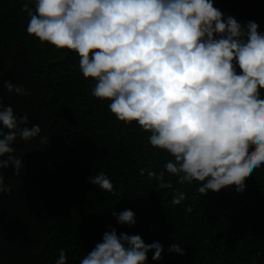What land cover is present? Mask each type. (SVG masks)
Instances as JSON below:
<instances>
[{
    "label": "clouds",
    "instance_id": "obj_1",
    "mask_svg": "<svg viewBox=\"0 0 264 264\" xmlns=\"http://www.w3.org/2000/svg\"><path fill=\"white\" fill-rule=\"evenodd\" d=\"M215 0H25V31L55 49L73 50L79 71L91 78V95L106 100L114 117L136 122L149 133L154 149L171 159L160 171L147 170L158 188L197 182L196 192L239 191L244 177L264 164V31L253 20L240 21L214 6ZM10 93L25 95L23 85L4 81ZM41 132L28 126L0 103V169L19 175L20 156L14 142ZM43 139V137H41ZM140 169V174H145ZM99 191L114 194L109 177L98 171L88 177ZM12 186L0 174V194ZM185 200L177 190L173 205ZM191 212V206L185 207ZM118 225H135L132 210L112 212ZM162 245L145 243L139 234L111 225L79 264H147L159 261ZM183 255L180 244L167 249ZM53 264H67L57 250Z\"/></svg>",
    "mask_w": 264,
    "mask_h": 264
},
{
    "label": "trees",
    "instance_id": "obj_2",
    "mask_svg": "<svg viewBox=\"0 0 264 264\" xmlns=\"http://www.w3.org/2000/svg\"><path fill=\"white\" fill-rule=\"evenodd\" d=\"M24 2L0 0V103L26 114L28 126L38 124L41 132L14 142L19 175L11 166L0 169L12 186L0 194V264H53L60 248L67 264H79L109 225L162 245L161 259L153 261L149 251L147 264H264V164L244 177L239 191L229 186L202 196L197 182L181 184L167 173L171 186L158 188L147 170H162L171 157L152 148L136 122L117 120L108 101L91 95L93 81L80 73L73 50L55 49L25 31ZM214 6L264 31V0H215ZM6 80L26 94L8 92ZM98 171L114 194L90 183ZM177 190L185 200L173 205ZM124 209L133 211L135 225L116 223L112 212ZM174 242L183 255L167 250Z\"/></svg>",
    "mask_w": 264,
    "mask_h": 264
},
{
    "label": "rangeland",
    "instance_id": "obj_3",
    "mask_svg": "<svg viewBox=\"0 0 264 264\" xmlns=\"http://www.w3.org/2000/svg\"><path fill=\"white\" fill-rule=\"evenodd\" d=\"M19 185H20L21 187L27 189V191L32 192V188L30 187V185H29L27 182H25V181H21V183H20Z\"/></svg>",
    "mask_w": 264,
    "mask_h": 264
}]
</instances>
